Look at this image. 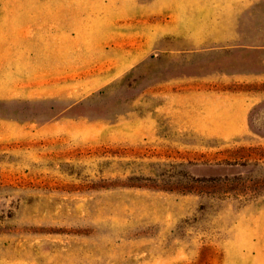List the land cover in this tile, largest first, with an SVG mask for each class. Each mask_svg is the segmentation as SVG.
Masks as SVG:
<instances>
[{"label": "rangeland", "instance_id": "374dc122", "mask_svg": "<svg viewBox=\"0 0 264 264\" xmlns=\"http://www.w3.org/2000/svg\"><path fill=\"white\" fill-rule=\"evenodd\" d=\"M0 264H264V0H0Z\"/></svg>", "mask_w": 264, "mask_h": 264}, {"label": "crops", "instance_id": "0c3cea01", "mask_svg": "<svg viewBox=\"0 0 264 264\" xmlns=\"http://www.w3.org/2000/svg\"><path fill=\"white\" fill-rule=\"evenodd\" d=\"M212 80L207 79L205 82L213 83ZM193 83L200 85L191 84L177 93L179 105L175 109L186 114L179 121L180 127L224 139L246 132L250 107L258 98L257 94L204 89L202 80H194ZM173 108L170 105L164 107L166 111Z\"/></svg>", "mask_w": 264, "mask_h": 264}]
</instances>
